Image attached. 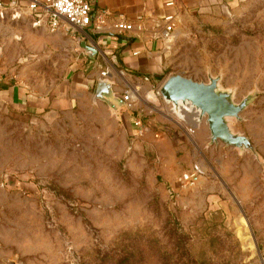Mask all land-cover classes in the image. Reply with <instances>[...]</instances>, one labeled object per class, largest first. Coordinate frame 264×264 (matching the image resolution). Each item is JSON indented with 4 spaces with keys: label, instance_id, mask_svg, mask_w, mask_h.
<instances>
[{
    "label": "rangeland",
    "instance_id": "1",
    "mask_svg": "<svg viewBox=\"0 0 264 264\" xmlns=\"http://www.w3.org/2000/svg\"><path fill=\"white\" fill-rule=\"evenodd\" d=\"M3 18L0 75L13 67L45 88L64 77L66 55L12 66ZM182 48L186 77L216 78L234 103L246 100L227 123L252 149L169 131L179 121L157 93L168 76L150 97L137 86L138 110L125 108L151 123V144L124 135L90 94L71 113L34 118L2 100L0 264H264V0L196 28ZM194 167L202 173L184 180Z\"/></svg>",
    "mask_w": 264,
    "mask_h": 264
},
{
    "label": "crops",
    "instance_id": "2",
    "mask_svg": "<svg viewBox=\"0 0 264 264\" xmlns=\"http://www.w3.org/2000/svg\"><path fill=\"white\" fill-rule=\"evenodd\" d=\"M0 1L4 4L0 16H4L1 21L5 22V36L10 42L6 52L11 55L12 66L18 56H22L19 60L22 63L51 65H59L60 56H67L66 74L47 88L21 81L24 74H15L13 67L9 75H0V102L3 100L12 110L34 118L71 113L79 107L78 96L90 94L94 104L115 117L124 135L130 134L151 144L153 128L149 121L138 128L134 125L136 117L129 114L124 104L112 108L94 96L99 73L108 71L106 80L111 82L115 94L121 87L140 86L150 97V90L167 76L183 74L177 69L181 68L179 60L185 54L183 39L198 27L213 28L231 22L257 0H86L94 16L105 17L103 32H95L90 27H72L63 19L59 27L52 30L48 15L42 10H29L26 0L19 2L17 10L9 4L10 0ZM165 16H172L168 39L162 36ZM118 19L133 23V28L128 32H114L111 22ZM84 45L94 51L86 50ZM135 106L138 108L137 103ZM141 111H137V115ZM169 111L181 120L176 119L178 124L168 127L169 131L178 127L186 134H194L201 145H219V142H211L207 123L188 103L179 104L177 110L172 105ZM152 147L155 148L154 144Z\"/></svg>",
    "mask_w": 264,
    "mask_h": 264
},
{
    "label": "water",
    "instance_id": "3",
    "mask_svg": "<svg viewBox=\"0 0 264 264\" xmlns=\"http://www.w3.org/2000/svg\"><path fill=\"white\" fill-rule=\"evenodd\" d=\"M88 51L93 48L84 45ZM160 96L170 102L175 110L179 103H188L196 109L200 117H205L211 142L222 141L237 148L252 149L249 139L233 133L227 123V118H237L246 104V100L236 104L226 91L218 89L217 79L209 78L208 82L196 81L183 74L168 76L159 86ZM94 96L103 100L112 108L122 106L123 101L115 95L112 84L108 80H98Z\"/></svg>",
    "mask_w": 264,
    "mask_h": 264
},
{
    "label": "built area",
    "instance_id": "4",
    "mask_svg": "<svg viewBox=\"0 0 264 264\" xmlns=\"http://www.w3.org/2000/svg\"><path fill=\"white\" fill-rule=\"evenodd\" d=\"M22 0H10V5L17 10L19 2ZM26 7L31 10H42L45 12L50 20L52 30L59 27L60 20H64L67 24L76 28L90 27L95 32H103V25L105 17L102 14L94 16L91 6L86 0H26ZM4 4L0 1V8H3ZM165 22V28L162 32V36L168 39L172 30V16H165L163 18ZM134 24L127 22L123 19L114 20L111 22V29L116 33L128 32L133 28ZM109 73L107 70H103L99 73L100 80H106ZM147 79V78H145ZM136 87H122L118 96L124 103V105L131 110H136ZM159 94V88L157 89ZM134 125L138 128L141 126L140 118H135ZM141 134V130L139 131ZM202 170L199 167H194V170L190 174H184V180H189L195 174H201Z\"/></svg>",
    "mask_w": 264,
    "mask_h": 264
},
{
    "label": "bare ground",
    "instance_id": "5",
    "mask_svg": "<svg viewBox=\"0 0 264 264\" xmlns=\"http://www.w3.org/2000/svg\"><path fill=\"white\" fill-rule=\"evenodd\" d=\"M179 104H181V103H179ZM196 110V109H195ZM198 112V111H197ZM198 116H199V118H202V117H200V114H199V112H198ZM197 121H199V119L197 120Z\"/></svg>",
    "mask_w": 264,
    "mask_h": 264
}]
</instances>
